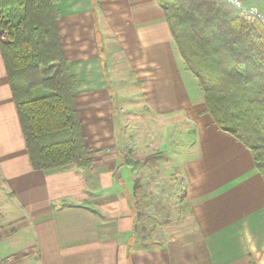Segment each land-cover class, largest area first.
<instances>
[{"label": "crops", "instance_id": "crops-1", "mask_svg": "<svg viewBox=\"0 0 264 264\" xmlns=\"http://www.w3.org/2000/svg\"><path fill=\"white\" fill-rule=\"evenodd\" d=\"M54 6L93 167L33 169L0 46V257L8 264H264V178L251 151L206 113L200 83L157 2L56 0ZM109 52L127 58L126 70L114 69L121 76L109 75ZM115 82L128 98L134 86L154 121L173 123L174 133L189 129L191 158L182 176L192 225L163 245L155 240L132 249L133 172L115 151ZM153 130L147 147L161 139V129Z\"/></svg>", "mask_w": 264, "mask_h": 264}, {"label": "trees", "instance_id": "trees-1", "mask_svg": "<svg viewBox=\"0 0 264 264\" xmlns=\"http://www.w3.org/2000/svg\"><path fill=\"white\" fill-rule=\"evenodd\" d=\"M155 1L187 69L200 83L206 113L251 151L264 178V24L247 23L223 0ZM55 4L0 0V34L8 38L0 46L27 152L33 169L48 174L93 165ZM125 164L134 171L143 165L131 160Z\"/></svg>", "mask_w": 264, "mask_h": 264}, {"label": "rangeland", "instance_id": "rangeland-1", "mask_svg": "<svg viewBox=\"0 0 264 264\" xmlns=\"http://www.w3.org/2000/svg\"><path fill=\"white\" fill-rule=\"evenodd\" d=\"M245 2L259 9L264 15V0H245ZM0 42L8 43L7 36L0 34ZM109 53L112 61V64L108 65L109 75L121 76L122 74L115 71V68L126 70L123 64L127 63V58L120 52ZM119 79V77L114 78L115 81ZM120 85L118 82L114 83L117 94V98L113 99L114 138L117 143L115 151L124 165L128 160L143 164L139 171L131 168L133 175L129 181L130 195L135 209V226L131 232L132 249L147 248L155 240L163 245L170 240V237L192 225V218L185 203L187 184L182 176L184 162L191 158L186 154V144L189 145L190 142L185 135L188 134L189 129L185 130L186 134L183 130L174 133L175 128L170 125L173 123L165 124L162 121L159 124L154 121L152 115L148 116L149 113L145 111L136 93H133L136 88L129 84L132 92L129 96H134L128 98L125 97L127 93L123 95V92H119ZM24 86L28 88V85ZM34 95L38 96L37 92ZM153 128L161 129L159 137L161 139L156 140L155 147H147L148 141L153 140L152 134L155 139ZM190 128L194 129L193 126ZM150 132L152 133L149 135ZM181 156H184L182 160ZM150 157L153 159L146 161ZM124 165L119 168L125 167ZM117 178L118 176L115 175L116 182ZM118 190L121 191V188ZM5 259L10 263V258Z\"/></svg>", "mask_w": 264, "mask_h": 264}, {"label": "built area", "instance_id": "built-area-1", "mask_svg": "<svg viewBox=\"0 0 264 264\" xmlns=\"http://www.w3.org/2000/svg\"><path fill=\"white\" fill-rule=\"evenodd\" d=\"M227 5L239 11L249 24L259 21L264 24L263 13L254 6L246 4L245 0H223ZM0 264H8L5 258L0 257Z\"/></svg>", "mask_w": 264, "mask_h": 264}]
</instances>
